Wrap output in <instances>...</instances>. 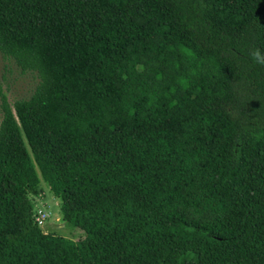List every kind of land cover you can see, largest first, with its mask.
<instances>
[{
	"label": "trees",
	"instance_id": "trees-1",
	"mask_svg": "<svg viewBox=\"0 0 264 264\" xmlns=\"http://www.w3.org/2000/svg\"><path fill=\"white\" fill-rule=\"evenodd\" d=\"M0 54V264H264V0H0Z\"/></svg>",
	"mask_w": 264,
	"mask_h": 264
},
{
	"label": "rangeland",
	"instance_id": "rangeland-1",
	"mask_svg": "<svg viewBox=\"0 0 264 264\" xmlns=\"http://www.w3.org/2000/svg\"><path fill=\"white\" fill-rule=\"evenodd\" d=\"M37 82L38 79L34 73L21 72L13 61L0 54V85L10 104L16 99L28 98ZM38 177L39 184L35 193L29 194L28 197L32 203L33 218L39 215L38 212L41 213L40 215H43L42 223L38 225L39 228L44 233L60 236L65 239L73 241L82 240L85 236L84 232L62 219L60 199L52 194L47 184L39 176V173Z\"/></svg>",
	"mask_w": 264,
	"mask_h": 264
},
{
	"label": "built area",
	"instance_id": "built-area-1",
	"mask_svg": "<svg viewBox=\"0 0 264 264\" xmlns=\"http://www.w3.org/2000/svg\"><path fill=\"white\" fill-rule=\"evenodd\" d=\"M38 214L40 215L41 213L38 212ZM37 216L34 218V221L36 222L37 225H40L42 223V219H43V215Z\"/></svg>",
	"mask_w": 264,
	"mask_h": 264
}]
</instances>
